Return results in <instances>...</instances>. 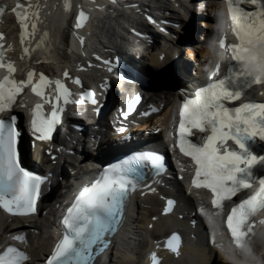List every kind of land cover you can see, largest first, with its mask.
I'll return each instance as SVG.
<instances>
[{"label":"snow or ice","instance_id":"6c2138e0","mask_svg":"<svg viewBox=\"0 0 264 264\" xmlns=\"http://www.w3.org/2000/svg\"><path fill=\"white\" fill-rule=\"evenodd\" d=\"M33 3L34 0H17L16 7L12 9L21 25V43H24L25 34L28 33L27 21L30 17L37 21L39 18L38 11H29ZM227 3L232 29L239 44L226 46L222 40L220 47L230 51L235 64L229 67L225 78L201 87L195 92L194 99H187L183 103L178 147L184 156L195 163L197 171L193 186L212 193V204L219 210L217 215L223 211L225 201L258 184L254 193L236 203L226 217L235 248L240 254L250 256L258 235L254 231L253 218L264 215V176L256 172L257 166L264 165V154L255 151L257 139L264 142V104L248 102L229 108L226 102L234 103L246 89L264 83V0H227ZM246 3L254 5L256 10L244 9L242 5ZM5 12L6 9L0 7V19ZM80 19H85L83 12ZM31 27L33 33L29 35L34 34L36 24L33 23ZM3 39L4 34L0 33V41ZM24 51L27 54L29 50L25 48ZM4 66L3 44H0V67ZM6 67L10 74L15 71L12 63H7ZM35 75L29 72L26 81L6 77L0 82V113L10 110L22 89L31 86L32 91L52 107L50 116L44 113L43 104H37L32 112L33 135L37 140L48 141L60 122L63 108L57 106L59 101L63 100L64 104L76 101L69 100L71 92L59 80L54 82L55 88L46 95L45 89L53 82L41 73L39 83L33 84ZM64 75L68 77V73ZM75 83L79 84L80 81L76 80ZM85 96L93 105H97L94 93L89 91ZM140 100L139 95L128 100L125 116L135 109ZM15 120V117L11 121L0 119V208L14 216H28L37 211L40 188L45 181L21 166L17 147L21 132L16 129ZM193 129L210 133L203 145L190 139ZM118 131L124 132L125 129L120 127ZM230 141L236 147H231ZM135 165L151 167L157 174L164 168L161 156L145 153L112 165L91 186L83 187L67 209L62 221L65 235L47 264H94L96 249L100 254L106 250L107 236L122 218L130 192L136 190L140 183L135 178L139 176ZM200 211L204 212L203 209ZM259 223L264 225V219ZM260 235L264 236V233ZM15 238L24 239L19 236ZM169 247L178 252L171 243ZM152 258L156 260L155 255ZM28 260L24 252L12 246L0 254V264H26Z\"/></svg>","mask_w":264,"mask_h":264},{"label":"bare ground","instance_id":"6f19581e","mask_svg":"<svg viewBox=\"0 0 264 264\" xmlns=\"http://www.w3.org/2000/svg\"><path fill=\"white\" fill-rule=\"evenodd\" d=\"M60 0H58L59 2ZM226 0H200L199 3H195L194 7L186 6V10L193 15V18L187 21L188 26L191 27V33L189 36H185L182 33L181 37L187 39L186 43L177 44L176 53L179 54V60L176 65L175 76L165 77L168 81V84H171L167 88V92H178L184 88L190 87L193 82H195L202 74L204 69L208 66L209 60L214 61V57L218 55V52L210 47L212 43L216 40V35L220 33V25L222 24V6H224ZM186 5V3H185ZM62 8V5H59ZM59 8V11L53 10L52 0H49L48 12L45 18V26L43 27L47 31V35L44 32H39L40 35L45 41H48L52 48L58 53L65 57H72L68 52L65 51V43L70 44L67 39V29L68 24H71L68 14L65 16V12ZM220 14L221 20L218 22L215 20V15ZM178 18H181V14L177 15ZM37 35V36H38ZM48 36V37H47ZM219 36L217 37V39ZM123 51V50H121ZM68 53V54H67ZM155 66L159 64L154 62ZM129 72V71H127ZM153 78L163 79L167 83L166 79L160 74V72H151ZM121 104L119 97L112 92V96L105 108V114L110 113L118 105ZM108 110V111H107ZM148 138H145L147 140ZM153 139H160L159 137H154ZM121 142L116 139L107 140L100 152H103L107 146H112ZM120 148V145H119ZM123 148L127 149V146L122 144L121 150ZM37 152H40L43 156V152L37 149ZM95 155H98L96 153ZM94 156V154H92ZM177 167V165H175ZM84 172V171H82ZM81 176L79 174L77 177ZM52 186V185H51ZM68 187L67 185L65 186ZM196 195V200L188 198L190 205L194 204L197 206L205 207L209 200L204 201V196L200 192ZM202 202L197 204L196 202ZM204 201V202H203ZM48 205L46 206V203ZM67 195L63 194L60 191V188L57 186V189L53 187V192L50 197H46L44 201L42 199L40 207H45V210L48 211L51 209V215L49 217L37 218L38 230L41 231L34 250L38 260L43 259L47 255H50V237L54 232V228L60 226L58 224L57 218L65 214V209L67 207ZM148 205V208H145L144 205ZM159 206L160 202L157 197H149L145 202L141 203L138 198H130L129 203L125 211V220H124V232L119 237L118 245L116 250L108 256L105 262L101 264H141L143 252L151 247V243L155 239H161L166 237L168 234L173 232L174 226H177V219L174 217L160 218L158 221L153 222L152 217L159 215ZM219 211V210H218ZM181 214H185V209L181 211ZM220 214V213H219ZM222 213L220 214V216ZM219 221V218H218ZM153 222V230H149V225ZM21 226V221L6 219L5 215L0 214V245L4 241L5 236L9 232H13ZM183 226V225H179ZM195 250L187 249L185 251V257L181 261H176L173 264H212V259L214 257L215 262L213 264H264V249L260 251L262 255L259 256L257 262V255L252 258H244L243 256L233 253L225 255L224 253H218L217 249L204 250L203 252L208 253H199ZM212 255V256H211ZM210 257V258H209ZM110 260V261H109ZM109 261V262H108ZM166 264H171L170 261H167Z\"/></svg>","mask_w":264,"mask_h":264}]
</instances>
